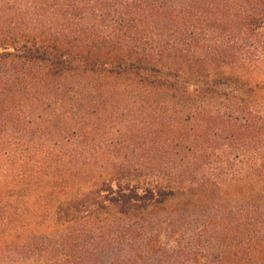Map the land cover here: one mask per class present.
Masks as SVG:
<instances>
[{
  "label": "trees",
  "instance_id": "16d2710c",
  "mask_svg": "<svg viewBox=\"0 0 264 264\" xmlns=\"http://www.w3.org/2000/svg\"><path fill=\"white\" fill-rule=\"evenodd\" d=\"M262 67L264 0H0V264H264Z\"/></svg>",
  "mask_w": 264,
  "mask_h": 264
},
{
  "label": "rangeland",
  "instance_id": "374dc122",
  "mask_svg": "<svg viewBox=\"0 0 264 264\" xmlns=\"http://www.w3.org/2000/svg\"><path fill=\"white\" fill-rule=\"evenodd\" d=\"M254 81L259 84H264V67L260 68L255 76ZM205 221V215L196 212L195 214H190L188 217H186V223L188 224V227L186 228H203V223ZM185 228V227H181Z\"/></svg>",
  "mask_w": 264,
  "mask_h": 264
}]
</instances>
